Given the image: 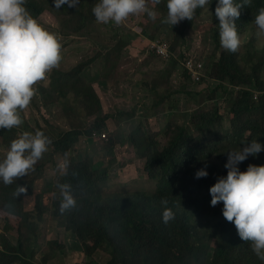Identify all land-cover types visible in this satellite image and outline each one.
Returning a JSON list of instances; mask_svg holds the SVG:
<instances>
[{
	"label": "trees",
	"instance_id": "1",
	"mask_svg": "<svg viewBox=\"0 0 264 264\" xmlns=\"http://www.w3.org/2000/svg\"><path fill=\"white\" fill-rule=\"evenodd\" d=\"M85 2L86 0H79L75 7L65 4L56 8L52 0H24L25 7L36 20L49 8L58 13L64 11L72 19L80 16V20H83L81 26L71 29L75 33H80L83 27L86 28L89 23L96 21L91 11L96 0ZM236 2L242 4L240 15L236 18L238 34L251 35V38L249 40L240 36V45L234 52L220 45L218 19L214 13L216 0H208L205 6L195 9L191 19H182L178 25L162 22L165 16L154 19L153 36L148 34L145 24L133 28L135 39L144 34L150 36V39L141 38L137 43L147 42L148 46L144 51L156 56L147 54L142 63L145 75L150 78L155 76L151 79L143 77L140 84L150 90V93L153 91L151 105L165 111L166 124L159 131L160 136L162 132H167L169 138L168 141L157 138V131H146L142 126L127 134H122L123 129L117 128L110 137L111 146L114 142L129 143L134 147L137 156L146 158L145 170L156 183L151 191L107 198L102 194L107 173L96 174L81 159L71 161L64 172L57 173L58 185L68 183L71 186L75 205L61 211V199L58 200L54 205L55 216L65 222L67 231L73 239L76 238L87 259L92 260L90 258L95 253L105 251L109 254V259L104 264H264L252 250H246L249 241L242 240L235 225L223 217L222 202L215 206L210 204L209 187L220 175H226L227 169L224 166H208L207 176L196 178L194 175L214 153L209 148L211 146L229 150L252 139L264 143V46L259 48L255 44L256 37L251 32L257 31L252 19L258 9L264 7V0H249L247 4H244V0ZM152 4L167 14L166 0H152ZM84 7L89 8L92 16L85 18L82 15ZM202 15L212 20L205 28L209 35L205 33L204 40L193 35L194 27L200 22ZM113 27L119 26L109 22L108 28ZM106 37V42L111 43L95 42V54L90 62L99 63L103 71L102 80L121 85L131 70L122 63V52L133 42L128 41L130 36H126L128 40L120 36V42L119 36L114 40V36ZM151 39H160L162 43H167L168 55L152 52ZM211 47L216 49L212 55V63L209 60L204 64L199 56L206 51L201 52L200 48ZM218 51H221L220 58ZM165 60L168 61V68L162 67L166 64ZM189 60L194 62L198 76L187 67ZM88 63H80L70 72H53L50 75L53 87H59L58 89L68 88L63 83L64 80L73 79L74 84L68 90L76 91L81 98L80 106L84 108L80 112H84L85 118L90 120V126L84 131L80 128H71L60 133L41 130L51 140L47 148L56 152L64 154L85 133L89 137L103 132L113 121L122 125L125 122L122 118L130 119L136 113V107H132L125 110H105L101 114L103 109L98 93L92 85L83 81ZM155 65H159L160 69L155 72L147 71ZM163 87L168 88L163 93L166 95L159 97ZM51 90H44L42 93L48 97L52 94ZM210 90L235 98L232 102L234 117L229 125L225 126L226 117L214 110L202 108L185 111L184 115L178 113L182 109L181 102H184L185 95L199 96L208 92L205 99H210ZM257 93L259 99H256ZM182 116L183 120L177 121ZM14 128L16 126L0 128V138L4 145H10ZM160 143H164L162 148ZM259 153L264 157V150ZM250 162L264 164V159H245L240 162L239 168L246 169ZM33 179L24 181L21 177H16L11 184L2 185L0 192H3L4 202L1 205L23 212L22 199L20 194H16V188L18 184H23L26 186L25 192H30ZM162 197L167 199V205L161 204ZM36 203L41 206V196ZM164 207H169L174 212L173 218L167 223L161 217ZM43 208L49 209L47 206ZM20 236L21 234L13 250L5 239H0L4 246L0 247V264H15L25 256H34L35 250L30 253L26 251ZM34 239H37V235H34ZM35 246H38L37 243ZM60 251L65 252L64 246H60ZM29 261L32 263L31 258Z\"/></svg>",
	"mask_w": 264,
	"mask_h": 264
},
{
	"label": "rangeland",
	"instance_id": "2",
	"mask_svg": "<svg viewBox=\"0 0 264 264\" xmlns=\"http://www.w3.org/2000/svg\"><path fill=\"white\" fill-rule=\"evenodd\" d=\"M147 7L155 11L156 15L154 18L148 16L147 12L129 15L123 22L118 24L119 27L111 29L108 28L109 22L114 26L115 22L110 20L107 23H103L96 20L89 23L86 28L83 27L80 33L71 31L72 28L81 26L83 20H80V16L72 19L64 11L58 13L49 8L38 17L37 22L40 25L57 35L60 44V59L56 66L46 72L43 79L33 84L34 94L29 104L23 109H18L21 122L19 125H16L17 129L14 128V137H17L23 131L34 132L37 129H47L60 133L71 128H80L84 131L90 126V120L85 118L84 112H80L84 109L80 106L81 98L76 94V91L68 90L74 84L73 79L67 78L64 80L63 83H66L68 88L58 89L59 87H53L50 78L53 72H70L80 63L87 61L89 63L84 71L83 81L92 85L98 93L103 109L101 114L105 110H125L132 107H136V113L130 119L122 118L125 120V122H122V125H118L116 121L112 120L113 123L108 125L109 128L100 134H96L93 138L92 136L87 137V133H85L79 142L64 154L47 148L46 152L41 155L32 168L24 176H21L24 181L34 178L32 190L20 193L23 212L14 211L1 205L4 201L3 192H0V239H5L12 247L11 250H13L19 242L18 237L21 234L20 237L23 238L22 242H24L26 251L30 253L32 250H35L34 256H25L15 264H104L109 259V254L105 251L95 253L90 258L92 260L87 259L83 252H81V246L76 241V238L73 239L71 233L67 231L65 222L62 218L55 216L56 209L54 205L58 200L62 199L60 189L57 186L59 182L57 173L64 172L71 161L81 159L86 161L96 174L102 175L104 172L107 173L106 182L102 186V194L107 198L122 194L134 195L137 192L151 191L156 187V183L149 178L145 170L146 158L137 156L131 144L114 142L113 146L110 145L112 140L110 137L117 128L123 129L122 134H127L142 126L146 131H157L159 133L157 138H162L164 141H168L169 138L167 132L164 134L162 132L160 136L159 131V128H163L166 124L167 117L165 111L162 108L156 109L154 106H151L153 91L151 95L150 90L140 84V80L143 77L151 79L155 75L151 78L149 75H145L146 71L142 68V63L144 57L148 54V52L144 51L148 43L138 44L137 41H140L141 38L145 40L150 39V36H153L154 19L158 20L166 16L164 12L159 11L152 4V0H148ZM82 15L85 18L92 16L91 11L89 12V8L87 7L83 8ZM138 21L139 23H137ZM211 21L210 18L202 15L200 22H197L194 27V37H201L200 40H204L205 33L209 35V31H206L205 28H207ZM143 24L148 27V34L150 36L144 34L145 36L142 35V37L135 39L133 28ZM176 24H180V21ZM251 32L256 37L255 44L259 48L263 47L264 34H258L254 30ZM105 35L109 37L114 36L113 40L119 36V42L121 41L120 36H124L125 38L126 36H130L129 40L126 39L133 42L129 43L131 44L129 48L122 52V63L125 65V68L131 70L126 81L121 85L102 80L103 71L99 67V63L97 61L94 63L90 62L95 54V42H106L107 37ZM240 36L249 40L251 38V35ZM151 40L156 44L160 39ZM108 43L111 42L103 44ZM155 44H151L152 52L157 51L154 49ZM103 49L105 50V48ZM200 50L201 52L206 51L199 56L202 58L203 63L206 64L210 60L211 64L212 55L216 49L211 47L209 49L200 48ZM220 52L218 51L217 53L218 58L221 56ZM148 55L156 57L151 52ZM175 55H178V51L175 52ZM158 66H152L147 71L155 72L160 69V66ZM162 67L168 68V61ZM181 67L183 66L181 65ZM240 87L244 88V86ZM50 89H52L50 91L52 94L48 97L47 94L44 96L42 92L44 90L49 91ZM167 89L161 88L159 97L165 96L166 94L163 93H166ZM207 93L203 92L199 96L185 95L184 102H181L183 105L181 106L182 109L178 113L184 115L185 111H195L202 108L214 110L222 113L226 117L225 126L229 125L234 117L232 102L235 98H232L229 94H220L210 90V99H205ZM182 120L183 116L177 121ZM164 143H160L161 148ZM8 147L9 144L4 145L0 138V158H3ZM239 147L236 146L232 149H238ZM209 148L214 153L207 161H204L205 164L202 166H217L222 168L227 160L226 151L228 150L215 149V146ZM259 157L264 159L262 154L258 153L256 155L249 154L246 160H257ZM60 163H65L63 170L58 167ZM38 166H41V168H38ZM4 184L0 181V187L4 186ZM39 196L42 199L41 206H38L36 203ZM43 206H47L49 209L45 210ZM35 229L36 232L34 231ZM34 235H37L36 240L34 239ZM35 243H37V247ZM249 243L246 245V250H251ZM60 246H64L65 252L60 251ZM0 247H4L1 241ZM30 258L32 259V263L29 261Z\"/></svg>",
	"mask_w": 264,
	"mask_h": 264
},
{
	"label": "clouds",
	"instance_id": "3",
	"mask_svg": "<svg viewBox=\"0 0 264 264\" xmlns=\"http://www.w3.org/2000/svg\"><path fill=\"white\" fill-rule=\"evenodd\" d=\"M147 2L148 0H96L91 11L95 19L103 23L111 20L120 24L129 15L141 12H147L148 16L154 18L156 13L147 7ZM248 2L249 0H244V4ZM78 3L79 0H52L56 8L65 4L75 7ZM207 3L208 0H166L167 14L162 22L175 25L182 19H191L195 9ZM241 5L236 0H216L214 13L218 19L220 45L231 52L236 51L241 42L236 28ZM252 20L258 34H264V7L258 9ZM156 44L166 46L167 54H161L168 55L167 43L158 40ZM155 45L154 49L160 54ZM59 59L60 44L57 35L37 22L25 7L24 0H0V128H12L20 124L18 109L29 104L34 94L33 84L43 79ZM193 72L194 75H199L197 69ZM256 99H259V93L256 94ZM100 133H94L92 138ZM50 143V138L39 129L35 132L23 131L12 139L3 158H0V181L11 184L14 178L24 176ZM261 150H264V143L252 139L242 142L238 149L226 151V175L217 178L209 187V193L210 204L215 206L222 202L223 217L235 225L238 236L249 241L251 250L264 261V164L250 162L246 169L239 168L240 162L249 154L256 155ZM58 167L63 170L65 163H60ZM194 175L196 178L207 176V168L197 169ZM58 187L62 196L60 210L73 207L75 198L71 186L61 183ZM25 191V185H17L16 194ZM167 203V199L162 197L161 204ZM173 216L171 208H163L161 217L165 223Z\"/></svg>",
	"mask_w": 264,
	"mask_h": 264
},
{
	"label": "built area",
	"instance_id": "4",
	"mask_svg": "<svg viewBox=\"0 0 264 264\" xmlns=\"http://www.w3.org/2000/svg\"><path fill=\"white\" fill-rule=\"evenodd\" d=\"M156 47H158V51L163 54H167V47L166 46H161L160 44H156ZM188 67L192 70L195 71V65L192 63V61L188 62Z\"/></svg>",
	"mask_w": 264,
	"mask_h": 264
}]
</instances>
